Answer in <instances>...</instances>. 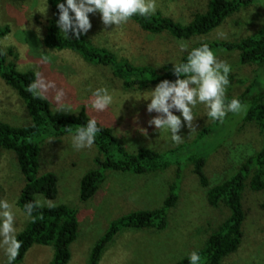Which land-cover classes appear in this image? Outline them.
<instances>
[{
  "label": "rangeland",
  "instance_id": "rangeland-1",
  "mask_svg": "<svg viewBox=\"0 0 264 264\" xmlns=\"http://www.w3.org/2000/svg\"><path fill=\"white\" fill-rule=\"evenodd\" d=\"M209 0H156V11L182 24L189 23L194 14L203 13ZM46 0H0V27L7 25L10 32L0 38V48H11L8 56L18 71L36 73V91L47 99L54 111L77 113L82 107L87 114L112 129L122 146L130 153L141 147L164 152L184 144L182 160L191 153L206 158L204 173L210 185L229 178L245 158L262 146L263 136L257 125L245 122L244 117L253 96L264 94V63L246 64L239 61L237 51L217 49L214 54L231 66L226 97L245 93L244 108L238 114L228 113L223 122L213 121L203 104L193 109L194 121L189 128L182 121L178 133L183 142H171L166 130L155 129L150 120L158 114L147 111L150 91L124 89L107 68L85 63L70 51L49 50L41 39L47 21L52 17ZM46 6V11H45ZM155 11V12H156ZM91 28L86 33L95 46L105 47L119 59L135 65H151L159 69L175 64L188 49L200 42H237L247 36L264 35V0L252 3L228 16L225 21L206 35L187 40H177L168 33L151 34L128 21L120 27L105 26L98 13L89 14ZM43 55L50 57L44 62ZM107 88L112 103L103 111L92 108V93ZM179 116V112L173 110ZM0 122L14 126L30 124L27 111L14 90L0 79ZM207 132L195 143L197 134ZM97 149L77 150L72 136L48 140L40 155V172H51L58 178L57 195L47 200L37 195L41 205H67L77 211L78 230L70 245L68 264H87L94 243L105 233L114 219L138 210H153L162 206L168 185L176 174L173 164L164 171L137 175L129 172L107 170L95 196L81 202L78 187L81 177L95 168ZM178 181V200L169 210L168 225L162 231L151 229H125L114 236L101 256L99 264H176L192 251L200 249L206 238L226 218L224 207L208 204L206 188L202 187L187 163ZM23 184L15 155L10 151L0 154V199L13 205L17 233L25 226L27 217L15 202ZM246 219L242 226V239L237 250L224 257L219 264H264V191L253 192L248 186L242 195ZM52 249L34 245L19 264H51ZM0 264L7 257L0 249Z\"/></svg>",
  "mask_w": 264,
  "mask_h": 264
},
{
  "label": "trees",
  "instance_id": "trees-1",
  "mask_svg": "<svg viewBox=\"0 0 264 264\" xmlns=\"http://www.w3.org/2000/svg\"><path fill=\"white\" fill-rule=\"evenodd\" d=\"M52 17L47 21L41 44L44 48L56 51H70L77 54L85 63L107 68L112 77L118 80L126 90L146 89L157 85L163 80L174 82L177 77L173 73V65L169 64L159 69L151 65H135L127 59H119L105 47L92 44L86 33L78 39L71 32L65 39L57 27L58 2L63 0H46ZM252 0H209L203 13L194 14L187 24L175 22L163 16L159 11L146 17L133 16L129 21L135 23L142 31L151 34L168 33L177 40H187L196 36L208 34L220 26L225 19ZM10 29L7 25L0 27V38H4ZM207 44L212 51L223 49L228 52L237 51L242 65L264 63V35L247 36L237 42L214 41L200 42L194 47ZM8 56H14V51L0 48V79L15 91L22 101L30 124L14 126L0 122V154L10 151L16 157L17 166L23 184L19 190L15 205L24 214V205L33 203L32 217H27L25 226L17 233L22 241L19 255L13 264L22 262L26 253L34 245L47 246L52 249L51 264H68L70 261V245L77 237V211L67 205H41L36 201L40 195L47 200H53L57 195L58 178L51 172H40V152L48 140H58L65 136H73L79 126L86 125L91 118L84 107L77 113L54 111L50 102L36 90L29 91V86L35 84L36 73L33 70L24 72L16 69ZM185 52L176 62H186ZM38 93V94H37ZM238 98L245 101V93L238 97H226L225 102ZM249 108L245 114V122H253L263 136L259 150L247 156L239 168L222 182L210 185L204 173L206 158L202 155L190 154L186 161L182 160L184 144L173 149L158 152L151 148L141 147L135 152H128L114 135L111 128L97 121L101 128L93 146L99 156L94 159L95 168L87 171L79 181L78 196L81 202L91 200L104 179L107 170L129 172L137 175L164 171L171 165H176L174 179L168 185V192L159 208L153 210H138L120 216L111 221L105 233L94 243L88 256L87 264H99L101 256L118 232L125 229L162 231L168 225V213L178 200V181L187 163L192 165V171L197 176L202 187L206 188V198L213 207L222 206L227 211L226 218L205 240L203 246L196 250L202 257V264H219L220 261L235 252L243 236L242 226L246 219L242 195L246 186L253 192L264 191V94L253 96L249 100ZM206 129L199 132L193 140L195 144ZM264 208V203H263ZM188 256L176 264H189Z\"/></svg>",
  "mask_w": 264,
  "mask_h": 264
},
{
  "label": "clouds",
  "instance_id": "clouds-1",
  "mask_svg": "<svg viewBox=\"0 0 264 264\" xmlns=\"http://www.w3.org/2000/svg\"><path fill=\"white\" fill-rule=\"evenodd\" d=\"M47 6V4H46ZM45 6V11H46ZM58 9L57 27L67 39L68 33L78 39L91 28L89 14L98 13L102 23L107 26L120 27L133 16L146 17L155 13L156 0H63L56 5ZM180 52H187L186 62L173 65V73L177 77L174 82L163 80L150 91L147 104L149 113L158 115L150 120L155 129L166 130L172 143L180 144L183 138L178 134L182 121L192 128L193 109L203 104L207 115L213 121L223 122L228 113L238 114L244 105L238 98L226 100V89L229 85L231 66L217 58L207 44L194 47L190 51L186 44L179 45ZM44 62L50 57L43 55ZM36 84L29 86L33 92ZM38 94V93H37ZM92 108L103 111L112 103L113 97L107 88L96 89L92 93ZM179 112V116L173 114ZM95 119L88 120L86 125L79 126L72 136L73 146L77 150L90 148L100 133ZM33 203L24 205V215L32 217L35 207ZM22 241L18 239L16 216L13 205L6 199H0V249L7 257V264H13L19 255ZM189 264H202L198 251H192L188 257Z\"/></svg>",
  "mask_w": 264,
  "mask_h": 264
},
{
  "label": "crops",
  "instance_id": "crops-1",
  "mask_svg": "<svg viewBox=\"0 0 264 264\" xmlns=\"http://www.w3.org/2000/svg\"><path fill=\"white\" fill-rule=\"evenodd\" d=\"M43 147V146H42ZM41 151H42V148H41ZM40 155H41V152H40ZM39 160H41L40 158H39Z\"/></svg>",
  "mask_w": 264,
  "mask_h": 264
}]
</instances>
